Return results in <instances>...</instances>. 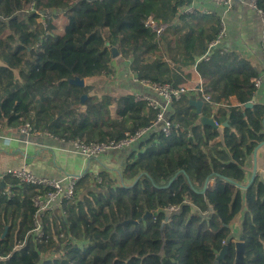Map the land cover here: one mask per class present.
Masks as SVG:
<instances>
[{"label":"trees","instance_id":"16d2710c","mask_svg":"<svg viewBox=\"0 0 264 264\" xmlns=\"http://www.w3.org/2000/svg\"><path fill=\"white\" fill-rule=\"evenodd\" d=\"M190 4L0 0V132L29 123L65 140L107 142L148 127L156 110L133 93L89 96L90 85L70 82L111 80L112 62L126 63L137 80L172 88L184 86V69L194 67L211 102L203 104L202 116L220 125L228 117L226 128L214 129L198 122L188 99L168 106L170 136L146 132L121 151V170L103 166L99 183L84 173L73 202L42 219L47 240L41 243L29 235L31 198L39 188L6 177L0 181V264H233L238 215L244 264H264V178L257 173L242 188L245 162L264 140V105L242 107L253 100L256 72L239 53L222 48L198 60L221 25L215 15L182 13ZM255 4L264 13V0ZM59 15L66 20L60 35L52 20ZM150 16L166 26L158 36L144 26ZM110 46L119 57L111 58ZM169 206L178 209L169 214ZM146 213L151 216L142 219Z\"/></svg>","mask_w":264,"mask_h":264},{"label":"crops","instance_id":"0c3cea01","mask_svg":"<svg viewBox=\"0 0 264 264\" xmlns=\"http://www.w3.org/2000/svg\"><path fill=\"white\" fill-rule=\"evenodd\" d=\"M192 3L197 8L203 7L211 11L213 10L217 16L223 18L225 25H227V37L221 48L226 52L235 51L239 53L248 62L250 68L256 72V76L251 79V82L253 84V80L259 78L260 86L254 88L253 100L250 102L264 105V44H262L264 24L262 23L260 15L254 9H251L248 4L249 0H234L233 7L228 12H224L221 8L208 4L207 0H192ZM112 64L117 72L116 76L113 77L111 82L106 86L110 95L141 94L151 99L154 98L160 105H164L163 100L153 91L133 81V74L130 73L126 63H124V67H119V64H115L114 62H112ZM184 75L187 77L184 87H203L204 81L199 78L194 67L184 69ZM101 82L102 80L99 78L84 79L85 86H94ZM95 86L99 87V85ZM192 96L198 98L197 94H193ZM191 98L193 97H190L188 100H191ZM214 107L216 110L219 107L226 106L214 104ZM167 111L168 109L166 113ZM168 113L172 114L173 108H170ZM2 138H12V141L9 145H6ZM24 141L25 138L17 136L15 130L0 132V171L25 167L27 171L36 173L39 176L60 179L64 175H73L80 172H88L91 175L97 174L103 169V166L121 170L125 164L126 154L121 151H114L102 157L88 160L81 155L65 152L63 149H60V147L47 140H44L45 146H53V149L25 145L23 143ZM217 141L218 139L215 140V142ZM5 150L10 153H4L3 151ZM42 151L52 153V161L40 157ZM262 152L263 149H260L257 154L256 174L258 173L260 177L264 178L261 159ZM244 168L247 172V180L249 181L253 169L252 158L246 160ZM232 230L233 236L237 238L233 240L234 242L238 240L239 226L234 224Z\"/></svg>","mask_w":264,"mask_h":264},{"label":"built area","instance_id":"2783aa9c","mask_svg":"<svg viewBox=\"0 0 264 264\" xmlns=\"http://www.w3.org/2000/svg\"><path fill=\"white\" fill-rule=\"evenodd\" d=\"M234 0H207L208 4L213 5L215 7L221 8L224 12H228L233 7ZM251 9L255 10L261 17L262 23L264 24V13L262 10L257 8L255 4V0H249L248 3ZM184 14H201L205 16H212L217 14L213 12V10H209L203 7L197 8L193 5L192 0L189 7L183 9ZM219 17V16H218ZM219 25L220 29L215 34L212 41L208 44L209 48L207 53L204 56H201L198 60H208L211 52L216 48H221L223 42L227 37V25H225L222 17H219ZM144 26L147 28H152L153 31L158 35H160L166 26L157 25L152 17H148ZM262 44H264V30L262 36ZM133 81L136 83L145 86L146 88L153 91L161 100H163L164 105H160L157 100L154 98L147 97L141 94H134V100L137 102L145 103L148 108L156 110V116L150 125L146 128H141L136 131L133 135H126L123 139L113 140L107 142H84L78 138L72 140H65L64 138H59L53 135L50 132L44 131L40 132L31 126L29 123L23 124L15 133L17 136L24 137L25 141L23 142L25 145L39 147V148H49L53 149V146L46 147L44 144V140L52 142L53 144L63 149L68 153H75L81 155L85 159H93L106 155L107 153H113L114 151H123L129 149L133 144L139 140L146 132L154 131L156 133H161L164 136H170L172 131V122L169 121L165 117V113L168 106H171L174 102L180 101L183 98L189 99L193 97V94L199 95V98L202 99L203 103L211 104L209 96L204 92V87L196 86L193 88H186L184 86H180L177 88H172L168 84H156L154 82L150 83L149 81L137 80L136 76L133 75ZM260 79L255 78L253 80L254 88L259 87ZM214 120V125L220 128V124ZM3 142L6 145H9L12 141L8 138H2ZM56 149V148H55ZM262 159V167L264 173V148L261 155ZM84 173L80 172L78 174L73 175H64L62 178H50L46 176H39L36 173L29 172L25 169V167L20 169H11L0 171V181H3L6 177H13L18 181L19 184H27L30 186H36L39 188V191L34 193L31 198V203L34 208V221L33 228L30 231V234L38 243L44 242L47 240V235L44 233L42 229V219L46 216V213H53L54 211L60 210L64 203L73 202L76 192L75 186L78 180L83 177ZM94 181L97 183L100 182V177L97 174H94ZM13 185H7L6 194L10 196L9 189ZM178 206H169L165 209L169 214L176 212ZM169 219L166 218V221Z\"/></svg>","mask_w":264,"mask_h":264},{"label":"water","instance_id":"95a60500","mask_svg":"<svg viewBox=\"0 0 264 264\" xmlns=\"http://www.w3.org/2000/svg\"><path fill=\"white\" fill-rule=\"evenodd\" d=\"M43 14H45V12H43ZM110 50H111V58L112 59H115L117 57H119V51L117 48L113 47V46H110ZM70 82L80 88H83L85 85H84V79H79V78H74L72 80H70ZM86 99V95H83L81 100L84 101ZM189 105H191L193 108L196 109V113L199 115L198 117V122L201 124V125H206V126H209L211 128H214V129H218L219 127H217L216 125H214V120L213 118H208V117H205V116H202V106H203V102H202V99L201 98H194V99H191L189 100ZM255 104L254 102H246L244 104H242V107L243 109L245 108H252L254 107ZM228 126V117H226L225 121L220 125V127L222 128H226ZM263 126H264V121H263ZM264 148V140L259 142L257 145H256V148L253 150V153H252V175L249 179V181L244 185L242 186V188L246 189V187H248L250 185V183L254 180L255 176H256V172H257V167H256V158H257V154L259 152L260 149H263ZM0 185L1 187L4 186V183L3 182H0ZM206 187H207V181L205 182L204 186H203V192L206 190ZM148 216H151V213H146L142 219H145L146 217ZM124 223H130V224H133L135 225L136 223H138V221H125ZM165 223L163 222L159 228V230L161 231L163 225ZM163 244L162 243V246H161V249H160V254H162V247H163ZM233 245H234V250H235V257H234V262L233 264H244V242H243V239H242V235H239L238 236V240L234 241L233 242ZM226 248V245L223 246V250H225ZM216 264V262L214 263Z\"/></svg>","mask_w":264,"mask_h":264},{"label":"rangeland","instance_id":"374dc122","mask_svg":"<svg viewBox=\"0 0 264 264\" xmlns=\"http://www.w3.org/2000/svg\"><path fill=\"white\" fill-rule=\"evenodd\" d=\"M52 20H53V23L55 25L56 34L60 35L63 32V30H64L63 28H64V26L66 24L65 18L62 15H59L58 17H55ZM98 78L101 79L102 82L98 83V84H95V85H99V87L95 86V85L94 86L91 85V89H89V91L87 92V94L89 96L94 95V94H104L106 92L109 93V91L106 88V86L108 85L109 82H111L112 79L111 80H107L104 76H100ZM97 87L100 88L101 90L98 89ZM110 110H111V114H112L114 112L113 111V107L110 108ZM3 152L7 153V154L10 153V152H7L6 150L3 151ZM40 157H44L47 160L52 161V153H50L48 151H42V153L40 154ZM240 221H241V216L238 215L237 218L234 219L233 226H234V224H237L239 226Z\"/></svg>","mask_w":264,"mask_h":264}]
</instances>
